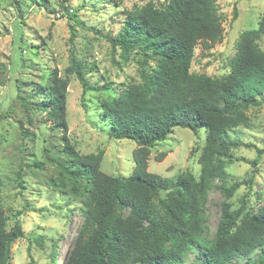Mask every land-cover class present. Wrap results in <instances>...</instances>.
<instances>
[{"label":"trees","instance_id":"1","mask_svg":"<svg viewBox=\"0 0 264 264\" xmlns=\"http://www.w3.org/2000/svg\"><path fill=\"white\" fill-rule=\"evenodd\" d=\"M63 12L83 26L73 8L64 6ZM76 33L71 24L70 41ZM222 34L216 0H163L127 12L118 31L105 36L112 49L119 50L121 64L136 62L139 77L112 97L101 98L97 109L111 138L135 142L134 167L127 176L100 169L103 150L81 154L69 142L66 77L53 73L25 95L14 84L24 110L34 102V109L63 132L58 188L80 199L82 217L63 264H235L240 258L246 259L245 264H264V202L256 208L244 202L233 208L228 200L245 180L229 183L226 171L234 148L255 146L229 134L251 126L248 109L264 103V51L258 44L264 34V11L256 28L241 31L225 75L214 78L191 72L197 44L208 48ZM66 70L78 78L83 93L111 89L108 84L89 85L72 51ZM175 126L205 129L196 176L184 170L171 180L147 169L150 149ZM256 151L253 165L264 148ZM164 156L160 152L154 159ZM213 187L223 200L216 229L209 236L206 213ZM7 226L0 202V264L9 263L11 244L24 236L18 219Z\"/></svg>","mask_w":264,"mask_h":264},{"label":"rangeland","instance_id":"2","mask_svg":"<svg viewBox=\"0 0 264 264\" xmlns=\"http://www.w3.org/2000/svg\"><path fill=\"white\" fill-rule=\"evenodd\" d=\"M149 1L158 4L163 0H0V202L7 215V228L18 219L24 231V236L11 244L8 264H63L82 222L80 199L58 188L63 132L42 111L34 109V102L24 110L14 84H19L18 93L25 95L31 87L47 82L53 73L66 77L65 135L69 142L81 154L103 150L100 169L104 173L129 175L134 167L135 142L111 138L109 126L99 119L97 109L101 98H110L130 82L139 81L137 65L121 64L119 50L112 49L105 36L118 31L127 12ZM64 6L74 9L83 26L68 18ZM216 9L222 39L208 48L198 43L190 71L220 78L229 71L241 31L257 27L264 0H216ZM71 24L77 31L73 41L69 40ZM258 44L264 51V34ZM71 51L89 85L108 84L111 89L83 93L78 78L66 70ZM248 115L251 126L229 134L231 139L255 145L234 148L226 162L229 183L245 180L228 200L233 208L242 202L256 208L264 202V154L255 165L251 163L257 156L256 147L264 148V103L249 108ZM21 129L27 134L22 135ZM204 141V127L192 131L175 126L165 140L150 149L148 171L171 180L184 170L196 176ZM160 152L165 156L156 161L154 156ZM222 200L219 189L213 187L206 213L209 236L216 229ZM245 262L242 258L234 261Z\"/></svg>","mask_w":264,"mask_h":264}]
</instances>
